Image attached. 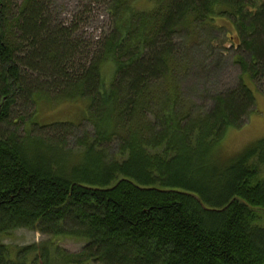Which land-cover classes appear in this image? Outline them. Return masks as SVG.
I'll list each match as a JSON object with an SVG mask.
<instances>
[{"label":"trees","instance_id":"obj_1","mask_svg":"<svg viewBox=\"0 0 264 264\" xmlns=\"http://www.w3.org/2000/svg\"><path fill=\"white\" fill-rule=\"evenodd\" d=\"M88 1L104 4L112 25L77 62L78 15L65 25L55 0H0V264H264V138L231 157L217 152L257 111L256 93L241 82L204 108L183 90L203 28L229 32L219 20L236 31L224 56L242 49L243 72L258 83L264 0ZM47 92L90 100L93 132L78 148L68 136L84 123L23 137L7 128L18 100ZM21 228L53 239L15 250L4 239ZM60 237L85 245L70 252Z\"/></svg>","mask_w":264,"mask_h":264},{"label":"rangeland","instance_id":"obj_2","mask_svg":"<svg viewBox=\"0 0 264 264\" xmlns=\"http://www.w3.org/2000/svg\"><path fill=\"white\" fill-rule=\"evenodd\" d=\"M78 15L80 22L77 36L83 39V48L79 51L77 56L78 61H84L86 55V47L91 42L94 43L99 37H103L105 33L110 30L112 25L111 19L106 12V7L102 3H90L88 0H55L53 5V16L59 17L65 25H70L71 20ZM87 18V21L85 19ZM219 25L226 24L229 32L226 30H213L210 28H203L202 36L199 41V46L195 47L194 53L190 54L192 64L187 73L183 76V90L185 94L191 96L199 105L204 108L212 106V96L216 93H222L230 88L236 87L239 83L244 82L256 93L257 111L253 112L241 128L231 129L228 131L223 144L220 146L218 154L221 158L231 157L255 141L264 138V67L260 65V71L256 81L250 80L249 74L243 72L242 66L239 63L240 55L247 58V54L242 50H227L224 56L223 41L229 36L236 34L232 24L229 20H219ZM225 41L228 46L230 43ZM181 48L184 43V35L179 37ZM263 41V40H262ZM212 47L214 54L209 50ZM84 53V54H83ZM31 81H40L43 83H53L52 77L41 75L35 71H29ZM107 76L106 84L109 86L112 82V67L111 64H106L103 70ZM39 78V79H38ZM258 85V86H257ZM55 89V88H54ZM261 90V91H260ZM58 91L55 89L56 92ZM47 95V96H46ZM45 96L39 95L35 104H27L18 100V104L14 109L12 125H8L9 131L18 130L19 135L25 136L29 131L33 135L46 134L47 130L40 128L51 126L57 123H72L78 126L84 123L82 129L73 128V134L68 136V148L76 149V139L85 131L93 132L92 125L87 121L90 100L88 98H81L79 100H56L55 96L47 92ZM22 117H25L23 119ZM6 128V127H5ZM56 152L51 153L54 156ZM76 152L73 151L70 159L74 158ZM73 160V159H72ZM264 175V170L262 171ZM259 213V223L264 226V209H256ZM53 239V237L44 235L36 230L21 228L13 231L4 239L6 244L16 248L32 245L35 243H42ZM64 249L70 252H79L85 245V240L76 237H60L54 239ZM87 264H98L90 262Z\"/></svg>","mask_w":264,"mask_h":264}]
</instances>
